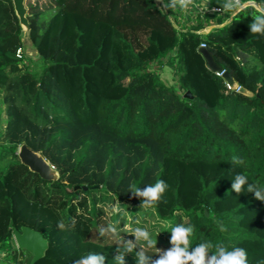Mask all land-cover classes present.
Segmentation results:
<instances>
[{
    "label": "trees",
    "instance_id": "trees-1",
    "mask_svg": "<svg viewBox=\"0 0 264 264\" xmlns=\"http://www.w3.org/2000/svg\"><path fill=\"white\" fill-rule=\"evenodd\" d=\"M25 6L28 34L13 0H0V264H31L33 255L13 241L23 226L47 241L33 264H75L88 253L115 264L121 241L99 228L111 225L133 241L130 231L144 228L167 250L180 223L194 226L190 247L222 242L264 264V202L231 191L237 173L264 186V34L249 27L256 9L229 22L228 14L198 12L184 23L179 7L163 11L157 0ZM203 42L252 96L209 68ZM165 66L175 84L162 77ZM22 143L62 171L59 178L23 164ZM161 179L168 189L153 207L128 191ZM146 251L157 258L155 247Z\"/></svg>",
    "mask_w": 264,
    "mask_h": 264
},
{
    "label": "clouds",
    "instance_id": "clouds-1",
    "mask_svg": "<svg viewBox=\"0 0 264 264\" xmlns=\"http://www.w3.org/2000/svg\"><path fill=\"white\" fill-rule=\"evenodd\" d=\"M161 4V10L180 9L187 12L193 0H158ZM251 5L256 9L258 14L252 15L253 22L249 25L252 33L264 34V6L256 4L255 0H247V3H242L241 0H224L222 5L224 10H227L235 16L239 11ZM171 20V17H169ZM232 163L242 165L243 159L233 157ZM168 189V184L164 180H157L154 184H148L145 188L135 187L130 185L129 192L134 197L141 198L140 207L150 208L156 205L162 198L163 194ZM253 193L254 197L264 202V186L258 183H249L248 177L243 173H237L231 184V191L241 194L243 191ZM220 231L227 229L223 223L217 221ZM73 226L75 220L72 221ZM60 229H64L63 222L58 224ZM194 226L183 223L176 224L171 228V247L167 250H162L156 247L157 240L151 239L150 232L144 228L137 227L132 230L133 240H126L120 237L117 229L111 225L108 227L99 228L101 237H111L120 240L116 255L113 260L115 264H125V256L135 251L136 264H249L247 251L241 247H231L224 243L213 244L208 240H202L195 247H190V237L194 235ZM144 243H141V242ZM157 249V258L153 259L149 255L146 248ZM107 257L101 253H88L75 261V264H106Z\"/></svg>",
    "mask_w": 264,
    "mask_h": 264
},
{
    "label": "water",
    "instance_id": "water-1",
    "mask_svg": "<svg viewBox=\"0 0 264 264\" xmlns=\"http://www.w3.org/2000/svg\"><path fill=\"white\" fill-rule=\"evenodd\" d=\"M13 4L20 19V23L25 28V33L28 34L30 25L26 17L27 9L25 6V0H13ZM230 20H226V22H229ZM225 23H223L222 25H224ZM214 27L215 25H209L201 29L199 33L207 34ZM199 50L202 52L209 68L217 72L223 71L222 76L229 87L237 88L239 86L232 74L229 71L224 70V68L215 60L212 53L207 47L200 46ZM239 90H241L244 94H248L250 96L253 95V92L244 87H240ZM185 96L191 97L192 94L190 93V91H187L185 93ZM17 154L23 164L28 166L30 170L37 172L44 179L54 181L59 178L60 174H62V171H58L55 166L40 151L33 150L26 143H22L19 146ZM14 236L16 238L18 246L27 249L33 255L31 264H33L44 253L47 241L41 231L29 226H23L21 230H15Z\"/></svg>",
    "mask_w": 264,
    "mask_h": 264
},
{
    "label": "crops",
    "instance_id": "crops-1",
    "mask_svg": "<svg viewBox=\"0 0 264 264\" xmlns=\"http://www.w3.org/2000/svg\"><path fill=\"white\" fill-rule=\"evenodd\" d=\"M211 5H213L212 0H193V5L190 6L187 12L181 9L180 12H177L176 15L178 16L177 18L184 23L187 21L188 23H194V15L199 11H203L205 8ZM232 17H234L232 13L228 14L227 20L232 19ZM164 70H169V72L172 74V71L169 67L165 66Z\"/></svg>",
    "mask_w": 264,
    "mask_h": 264
},
{
    "label": "built area",
    "instance_id": "built-area-1",
    "mask_svg": "<svg viewBox=\"0 0 264 264\" xmlns=\"http://www.w3.org/2000/svg\"><path fill=\"white\" fill-rule=\"evenodd\" d=\"M157 2H158V0H157ZM242 2V1H241ZM159 3V2H158ZM242 3H247V1H245V2H242ZM199 13H201L202 14V16H203V14H206V13H216V14H223V15H225V14H230L231 12H229V11H227V10H224L223 9V7L222 6H220V5H211V6H208L207 8H205L203 11H199ZM203 19L205 20V17H203ZM211 25H213V24H211ZM209 26V25H208ZM207 27V26H206ZM205 28V27H204ZM200 46H203V47H206V43H201V45ZM18 55L19 56H21L22 55V51H21V49H18ZM225 70V69H224ZM216 73L217 74H219V75H222V73H223V71H220V72H217L216 71ZM229 86V85H228ZM235 89H237V90H239L240 89V86H238L237 88H235Z\"/></svg>",
    "mask_w": 264,
    "mask_h": 264
},
{
    "label": "rangeland",
    "instance_id": "rangeland-1",
    "mask_svg": "<svg viewBox=\"0 0 264 264\" xmlns=\"http://www.w3.org/2000/svg\"><path fill=\"white\" fill-rule=\"evenodd\" d=\"M28 1V0H27ZM29 1H35V0H29ZM39 1H44V0H39ZM186 23H188V21L186 22ZM28 52L29 53H33V51L32 50H28ZM162 77L168 82V83H174L175 84V82H174V79H173V77H172V74L169 72V70H164V68L162 69ZM114 210L116 209V206H114V208H113ZM108 214L110 215V211H108ZM125 228H128L129 227V225H125L124 226ZM135 228H137V227H135ZM135 228H133V229H135ZM131 232V234H132V230L130 231ZM124 235H126V233H124ZM13 241H14V245H15V247H19L18 246V243H17V241H16V238H15V236L13 237Z\"/></svg>",
    "mask_w": 264,
    "mask_h": 264
}]
</instances>
